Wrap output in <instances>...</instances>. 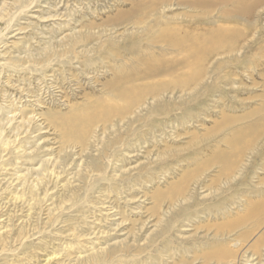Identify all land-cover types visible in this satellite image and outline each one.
Listing matches in <instances>:
<instances>
[{
  "label": "rangeland",
  "instance_id": "1",
  "mask_svg": "<svg viewBox=\"0 0 264 264\" xmlns=\"http://www.w3.org/2000/svg\"><path fill=\"white\" fill-rule=\"evenodd\" d=\"M173 1L176 3L180 2V0ZM210 1H215V3L218 2V0ZM244 1L245 3L248 1L246 4H248L249 1L251 2V0H235V2L237 3H241ZM158 2L159 0H0V7L2 8H0V16L3 17L5 15L4 18L10 19L4 22L0 19V138L8 142L10 145L14 146V148L16 149V151H14L13 153L8 154V148L4 147L3 149L5 150L2 153L4 159L8 158V156L10 159L12 156L16 155L15 153H17V158L13 157L10 161L7 162L6 165L8 166L5 167L6 170L4 169V167L0 168V184L2 186V188L0 187V193L2 192L0 194V248H2L0 249L2 250V252L0 253V264H47L48 260H50L51 258L52 261L48 264H76V259L78 257L86 255V253L89 251L90 245L93 243H95L96 246H108L114 243H120L122 241H129L130 243H133L136 235L137 244L144 246L147 242V237L151 234L150 232L152 230L156 231V235L154 236L151 245L145 249H142V251L140 252L134 251L136 252L135 255L125 257V259H123L118 264H212L213 261L207 260L206 258H204V256L209 254L211 250H216L217 246L214 244L221 242V238H212V236L217 232L215 224L226 223L227 221L235 218L237 215L244 214L249 208L247 204V206L244 207V202L246 201H251L250 205H256L259 207H261V205H257V201H262V203H264V139L261 137L256 142V144H259V147H261L262 149L261 154L250 162V171H248V175L243 177V184L238 185L237 183H235L240 179L238 178L235 182H233L235 184V187H233L231 191H225V194H227L229 198L233 196H239L238 198H233L231 200L232 205H230V207L232 208L233 212L232 216L228 217L230 218L228 220L222 218L217 219L219 221L216 222L214 219H207L199 223L195 221L192 226H179V224L181 223H178L177 225H175L174 229L168 230L163 234L158 233V230L154 226H152L156 223L155 217H149L148 212L146 211L147 207L152 206V202L145 199L146 189L142 187V177L144 172H138V167H140L141 165L149 163H151L152 165L154 164L153 168L151 169L153 171L149 170L146 174L154 173V182H156V184L159 186V190H164L165 186H168L171 182L177 180V177L182 171L179 170L175 172V176L165 175V177L161 175V171H173V169H176L177 164L180 165V169H186L187 166H190L191 162L194 163L192 160L196 155L193 154L197 147H204V150L206 152H203V154L201 155H206L212 152V148H208V146L206 147V145L204 146V144L207 141L213 142V138L210 137L223 127H219V125L225 123L227 118H238L261 108L263 99H261V102L259 100L263 94L260 96L259 93H262V91L264 92V79L263 77H261L262 74L264 76V6L261 8V10L259 8L256 10L260 11L263 16L261 19V23L256 28L252 27V29H250V27L244 26V24H242L241 22L238 24V22L222 23L221 21L218 22V24L216 23V26L211 24L208 25L204 23L206 18H203V22L201 21V24L197 27L196 30L194 28L189 29L193 33H190V31L188 33L184 31L181 32V35L195 34L196 36L203 35L205 37L206 35L211 33L210 31L213 27L217 28V26L220 25L222 27L225 26V30H227V32L229 33L236 32V30L241 31V29L243 33H246L245 38L248 39V47L246 48V50H242L244 53H241L243 54V58L241 54L239 56L241 57L239 60L241 61V59H243L244 61H241V63L238 65V68L233 67L234 65L231 64V71L234 70V73H230V75L226 74V71H224V73H221L223 72V70H218L217 68L214 77L210 80V86L223 87L222 83L226 82V79H228L226 77H229L232 74V76H234L232 81L233 83L231 82V84L233 86L235 85V88L232 85V87H230L229 85L227 88H224L228 93L225 94V97H223V101L220 100L219 97V92L221 91L213 89L211 90V92L208 91L209 93H206L203 101H201L202 99H199V102V100L197 99V103L193 102L191 104V106L194 108L193 109L191 107V109H193L195 113L200 111L199 113L201 114V111L208 109L209 113L207 114L209 115V119L207 118V120L204 119V121H201L202 125L200 123L192 124V121L188 123L173 124L174 122L172 121H174L175 119L180 122L181 119H183V116L186 117L187 114L186 111H184V115L179 116V118L167 119L166 123H168L165 125L166 128L164 127L162 129V127H160L162 125H158V123H155L153 124V126H156L155 130L153 129V131L155 132H149L148 135L144 136L143 138H139L136 141H132L131 143L126 142L124 146L125 148L121 152L122 154L116 157L115 164L116 168H118L119 170H128V172L125 171L128 174L132 171V173L135 175V177H133L135 181L133 180L132 182L131 179H126L121 181V183L117 185V187L121 189L120 192L124 191L123 193H120V199V195H118L116 192L109 191V194L107 196L108 198L106 197V200L104 199L101 202L102 206L100 205V207L103 208H100V211L99 209L95 210L93 206H89L87 210L81 209L79 211H74V208H72L73 210H67L66 208H64V206H67V203H70L64 198L65 189H63V187L64 185H67L66 180H69V184L74 183L75 185H77L78 180L77 176H74L76 175L74 173H76L77 168L85 162L86 154H88L85 149L80 148V146L77 144H70L66 148V152H69V155H67V158L62 165H56L57 169L55 168V171H57L56 173L59 174H55V176L52 175L53 179L51 177L48 179L50 183L46 187H48L49 185L51 186H49L51 197L49 198L50 201H47L48 204L47 202H45L43 206H37L36 208H33L35 209L33 211V209L30 208L32 199H29L30 202L27 200L29 203L26 201L27 204L25 202L24 205L26 204V206H24L22 205V203H19L18 201L13 199L14 195L9 193V190L11 189L19 190L22 187V182L19 186L17 185L19 181L15 180V171H17L16 175L23 173L24 175H26L29 170H33L35 167H38V165L42 163V160L45 159L50 160L52 163V168L54 167L55 160L59 159V153L61 152L62 154L63 151L61 150L64 145L61 141L62 135L60 133V130L57 129L55 124L56 121L59 120V117H61V115L68 116L71 111H75L80 114V110L78 108L75 109L76 106H80L81 109L89 107L91 103H95V105L98 104L99 106L100 104L106 102L108 98H110L108 94H106L107 92H104L102 88L103 82L107 79L111 80L114 76V71L108 70V67L105 66V61H108L110 52L121 51V54L124 55L122 57H127L126 62H131V64L127 65L134 66L139 64V66H143L142 63L138 61L132 62L129 60L130 58L128 54H126V52L128 49H130L129 45H131V43H128V41L117 42L116 40L123 36L126 31H130L129 29H131L130 27L133 21H138L139 19L144 20V16L142 14L139 15L141 8H143V13H148L149 10L146 7L149 4L151 6H154V4L157 5ZM221 4L223 3H217V5ZM18 5L21 8L18 7ZM227 7L231 8L232 6L227 5L226 8ZM3 8L6 9V11H4ZM7 8H9V10ZM19 8L21 9V11L19 10ZM172 9H174L172 11L177 13L186 11L185 8L179 6L177 7V5ZM136 14L138 15V17H135ZM146 18L147 17H145V19ZM152 18L154 19L155 17L150 15L147 19ZM250 19L253 20L254 18ZM164 21H166L164 22V25L174 23L169 21L167 22L166 19ZM177 25L178 24H176L175 26ZM216 30L218 31V28ZM243 33L240 32L241 35H244ZM75 34L80 35L77 49H73L72 47L68 48L69 44L64 42L66 44V47H60L57 49L58 56L56 55V57L53 58L55 59V61L45 63L43 60H38L36 61V64H39L38 67H34V64H31L33 58H30L28 53H40L42 52V49L46 48L47 46H52L53 42L55 41L63 42L66 39L67 41H69L70 38H73L74 36L77 37ZM90 34H93L95 36L93 41H90L87 38V36ZM108 36H112L113 39H116L115 43H112L114 40ZM250 38L253 39L252 42L254 41L253 45ZM93 42H97L96 49L92 54L90 53V56L94 59V63L92 64V66L88 65L90 67L89 70L84 71V67L85 69H87V67L83 63L85 57L82 52L77 53L76 50L79 51L83 50L85 47H90ZM242 42L243 41L241 40L239 45H241ZM248 50L250 52H248ZM144 51L149 52L145 49ZM72 52H74V54ZM155 52L158 54V50H155ZM174 56L175 55H167V57ZM244 56L246 59H244ZM119 57L120 55H118L115 61V70L118 69L119 61L117 59L121 58ZM19 59L21 60L17 61ZM65 59L68 62H63ZM235 62L237 61H234V63ZM101 63L103 65V68H101L100 71H94L93 69H96V67H100ZM204 63L207 64V62H203V65H206ZM109 64L110 66H114V63L110 62ZM225 64L229 63L227 62ZM98 72L100 73L98 74ZM177 72L178 73L175 72L177 75H173L174 77L165 76L155 80H151L150 82H156L160 80H173L179 75H188L192 71L189 68H185ZM222 74H224L223 76L225 77H223ZM248 75L252 76L248 77ZM89 78H92L93 80L91 79V81ZM223 79L225 81H223ZM252 83L253 85H251ZM144 84V81L139 82V85L141 86H143ZM243 84H245V86ZM252 92L255 94L258 93L260 97L256 98L257 96H255ZM237 94H239L240 96ZM89 97L93 99L91 103ZM123 103V101H120L119 105ZM214 105H218L216 109L213 108ZM231 105H233V107H231ZM229 108L234 111H230ZM228 110L230 114H228ZM221 111L224 114L226 112L228 116H226V114H220L222 113ZM179 112L181 111L179 110L178 113ZM210 112H212V116H210ZM214 112H218V115ZM232 112H235V114H233ZM220 115H224L225 117H220ZM215 121L218 123H216ZM219 122L221 124H219ZM14 125H16V128H14ZM215 125L218 127H215ZM212 128L214 129L212 130ZM158 132L162 133V137L160 134H158ZM263 132L264 130L262 131V133ZM23 133L24 135H22ZM194 133H196V136ZM228 133L229 131L226 132V137H229ZM186 147L187 149H185ZM221 147H224V144L221 143ZM161 153H164V155L159 157ZM156 159L157 163L155 161ZM187 161H189L190 163ZM79 163L81 164L79 165ZM194 164H191V167ZM167 165L169 168L167 167ZM51 166H49V170L51 169ZM58 168L62 171H60ZM12 171L14 172L12 173ZM233 173L234 172L230 173V177L232 176L231 178L235 180L236 176H233L235 175V173ZM48 174H51V171ZM58 175L60 178L58 177L57 179L56 177ZM36 178L37 177L34 174H30L29 176L30 180H35ZM215 178L216 177L213 176L209 179V182L211 181V179ZM231 178H229V180ZM111 181L112 182L110 183L114 184V181ZM240 183H242L241 179ZM15 184L17 187L15 186ZM145 184L146 185L143 186H148L147 183ZM6 186L9 188H4ZM239 191H242L241 195L237 194L235 196L234 194ZM201 193L204 192L202 191ZM42 194V197L45 196L44 192ZM124 198L129 200H124ZM126 201L129 203H127ZM212 201L218 200L214 198ZM227 202H230V200L228 199ZM237 202H242L243 206L239 207L240 204L238 205ZM141 203L145 204V209L144 207H140ZM208 203H210V201H202L199 203V207L203 208ZM47 207L48 209H55L53 212L55 213L54 215H56V217H53L52 220L48 219L49 216H51L49 215L51 213L46 210ZM117 209H119V211ZM62 210H67L66 212L70 213H63L61 212ZM123 210L124 214L127 215V218L124 217L125 215L122 212ZM210 210L214 209L208 208V211ZM28 211H31L32 214ZM46 211L49 214L46 213ZM116 211L117 213H122L123 216L121 214H117ZM82 212H85L84 217L81 215ZM190 212L191 215L195 214L202 219L204 218V214L196 213V210ZM199 212L204 213L201 210H199ZM237 212L239 214L235 215ZM58 214H62L61 217L57 218ZM115 214L117 216H115ZM104 215L106 217L103 219L102 216L104 217ZM120 216L127 219V222L124 221L125 219L122 220ZM34 218H39V222ZM69 218L77 220L72 223V225H74L77 230L82 226L85 227V229L81 233L83 237L80 238L81 240L86 241L85 244L79 245L76 239L73 240L74 236L71 233L73 228L67 226L65 222V220ZM134 219L137 220V224L135 223ZM138 219H141L140 221L142 223L138 221ZM100 220L101 222H99ZM121 222H124L123 225L121 224ZM34 223L36 224L34 225ZM114 223L117 224L116 226H119L115 228L114 226H112L114 225ZM92 224L94 225L90 226ZM7 225L11 227L8 228ZM98 226L101 227L99 228ZM33 227H35V229H33ZM5 229L6 231L9 229L10 232L7 231L9 232L7 233ZM110 229L111 231H109ZM263 232L264 224L254 232L253 236H251L245 244L251 245L255 238H257L259 233L263 234ZM2 234H5L4 238L1 237ZM44 237H46L45 240L47 241V244H41V239ZM201 238H205V240H202ZM23 241L24 246L22 244ZM252 249L253 251H251L250 253L255 254V257H257L256 260H260L262 256L261 249L263 248H260L259 246Z\"/></svg>",
  "mask_w": 264,
  "mask_h": 264
},
{
  "label": "bare ground",
  "instance_id": "2",
  "mask_svg": "<svg viewBox=\"0 0 264 264\" xmlns=\"http://www.w3.org/2000/svg\"><path fill=\"white\" fill-rule=\"evenodd\" d=\"M218 2H221L223 4L217 5ZM218 2L215 3V1L212 2L210 0H180V2L176 3L173 0H159L157 5L154 4V6H151L149 4L147 7L145 6L149 10L148 13H143V8L140 9L139 15L142 14L144 16L143 18L144 20L139 19L138 21H133L130 27L131 29H129L131 33L130 31H126L123 34V36H121L117 40L113 39L112 36L111 37L108 36L114 40V41L112 40L113 41L112 43H115V40L117 42L128 41V43H131V45H129L130 49H128L126 52V54H128L130 58L129 60L132 62L138 61L142 63L143 66L141 67L139 66V64L134 66L127 65V64H131V62L128 61L126 62L127 57L126 58L122 57L124 55L121 54L122 53L121 51L110 52L108 61H105V66L108 67V70L114 71V76L111 80L107 79L106 81H104L102 87L104 92H107L106 94H108L110 98H108L106 102L98 106V104L95 105V103H91L93 99L89 97L90 99L89 98L88 99L90 100L91 103L89 107H86L84 109H81L80 106H76V108L74 107L75 109L78 108L80 110V114H78L75 111H71L68 116L61 115V117H59V120H57L55 124L57 129L60 130V133L62 135L61 141L64 144L61 150L63 151L62 154L61 152L59 153V159L55 160L54 163L55 165L53 168L51 166L52 165L51 161L45 159L42 160V163L38 165V167H35L33 170L32 169L29 170L28 173L26 172L27 173L26 175H24V173L16 175L17 171L15 172L12 171V173L14 172L16 176L15 180L19 181L17 185L19 186L22 182L21 189L9 190V193L14 195L13 199L18 201L19 203H22V205H24V203L27 200L29 201V199H32V202L30 204L31 209L36 208L37 206L41 207L44 205L45 202L50 201L49 198L51 197V193H50L51 191L49 190L51 186L49 185L50 187L49 186L46 187L50 183L48 179L50 177L52 178V175L55 176V174H59L56 173L57 171H55L57 169L56 165H62L65 162L67 155H69V152H66V148L70 144H77L80 146V148L85 149L88 152V154H86L85 162L83 161L84 163L80 167H78L76 173H74L76 174L74 176H77V180H78L77 185H75L74 183H73L74 185L69 184L68 183L69 180H66L67 185H64L63 183L65 187V188L63 187V189H65L64 198L66 201L70 202L67 203V206H64V208H66L67 210H73L72 208H74V211H79L81 209L87 210L89 206H93L95 210L99 209L100 211L101 202L108 196L109 191L110 192L114 191L118 195H120V193L124 192V191L120 192L121 189L117 187V185L120 184L121 181L126 179H131L132 182L133 180L135 181V179L133 178L135 177V175L132 173V171L128 174L125 172V171L128 172V170L126 169L125 171L119 170L118 168H116V164H115L116 157L122 154L121 152L124 150L125 148L124 146L126 142L131 143L132 141H136L137 139L143 138L144 136L148 135L149 132L150 133L155 132L153 131V129L155 130L156 127L153 126V124L155 123H158V125H162L160 127H162L163 129L165 125L168 123V122L166 123L167 119L179 118V116L184 115L183 114L184 111H186L187 114L186 117L183 116V119H181L180 122L177 119H175L174 121H172L174 122L173 124L188 123L190 121H192V124L195 123L201 124L202 123L201 121H204V119L205 120H207V118L209 119V115L207 114L209 113L208 109H205L204 107L205 110L201 111V114L199 113L200 111L195 113L193 110L194 108L191 106V104L193 102L197 103L199 99L200 100L202 99L201 101H203V98L206 96V93L208 91L211 92V90L213 89L217 91H221L219 92L220 93L219 97L220 100L223 101L224 99L223 97H225V94L228 93L227 90L224 88H227L229 85L230 87L233 86L231 82L233 81L234 75L232 76V74L234 73L233 72L234 70L231 71V64L234 65L233 67L238 68L239 67L238 65L241 63V61H244L243 59H241L240 61L239 59L241 57L239 56L241 53H243L242 50L243 49L246 50V48L248 47L247 46L248 39L245 38L246 33H243L242 29L241 31L238 30L239 32L235 29L236 32L229 33L227 32V30H225L226 29L225 26L222 27L220 25L217 26L218 31L216 30L217 28L214 27L212 28V30L210 29L211 31L208 30L211 33L206 35L205 37L203 35L196 36L195 34L181 35V32L184 31L188 33L190 31V33H193L189 29L194 28L196 30L197 27L201 24V21L203 22L202 20L203 18H206L204 23L208 25L210 24L215 25L216 23L218 24V22L221 21L222 23L238 22V24L241 22L242 24H244V26L250 27V29H252V27L256 28L261 23V19L263 17L261 12L256 10L258 8L261 10V8L264 6V0H251V2L249 1L248 4H246L248 1L246 3L245 1L241 3L240 2L237 3L235 2V0H218ZM176 5L177 7L179 6L185 8L186 11L183 12L180 11L181 13L172 11L174 10L172 8ZM227 5H230L232 7L226 8ZM18 7L20 6L18 5ZM4 8L3 10L6 11V9ZM20 8L19 10L21 11ZM7 9L9 10V8ZM136 15L135 17H138V15L137 16ZM150 15L154 16L155 18L147 19L149 18ZM4 16L3 17L0 16V19L3 22L9 19V18L8 19L4 18ZM145 17L147 18L145 19ZM250 18H254V19L252 20ZM163 19L164 20L166 19L167 22L169 21L174 23L164 25V22L166 21H164ZM176 24L178 25L175 26ZM240 32L243 33L244 35H241ZM77 34L75 35L78 37V39L77 37L74 36L73 38H70L69 41H67V39L63 42L55 41L53 42V45L50 44L52 46H47L46 48L42 49V52L40 53L37 54L28 53L29 57L33 58L31 64H34V67H38L39 64L38 63L36 64V61L38 60H43L45 63L55 61V59L53 58L56 57V55L58 54L57 49L60 47L65 48L66 47L65 43L69 44V45L67 44L68 48L72 47L73 49L75 48L77 49V44L79 43V39H80V35ZM94 37L95 36L93 34L87 36V38L90 41H93ZM253 39H251V42ZM241 40L243 42L241 45H239ZM96 45L97 42L96 43L93 42L90 47H85L83 50H79V51L76 50L77 53L82 52L85 57L83 63L85 64L87 69H85L83 65L84 71L89 70L90 69L89 66H92V64L94 63L93 62L94 59L90 55L96 49L97 47ZM143 48L149 52H145ZM155 50H158V54L156 53L157 51L155 52ZM249 50L248 52H250ZM72 53L74 54V52ZM243 54H241L242 58H243ZM118 55H120L121 58L119 57L120 59H117L119 61L118 69L115 70V61ZM167 55L170 56L175 55V56L167 57ZM244 59H246L245 56ZM20 60L21 59L17 61ZM65 61L67 60L65 59L63 62ZM234 61L237 62L234 63ZM25 62H29V61H25ZM110 62L114 63V66H110L109 64ZM203 62H207V64L204 63L206 65H203ZM227 62L229 64H225ZM101 68H103L102 63L100 67H96V69L93 70L100 71ZM185 68H189L192 72L188 75L185 74L179 75L173 80H167V81L160 80L156 82H150L151 80H155L165 76L174 77L173 75L178 73L177 71ZM217 68L218 70L219 69L223 70V72L221 73H224V71H226L227 72L226 74L229 75L230 73H232L231 76L228 75L229 77H226L228 79L225 78L226 82L222 83L223 87L210 86L211 85L210 80L214 77ZM99 73L100 72H98V74ZM223 75L224 74H222V76ZM250 76L248 75V77ZM261 77H263L264 79L263 74ZM140 81H144L145 84L143 86L139 85ZM223 81L225 80L223 79ZM253 83L251 85H253ZM243 85L245 86V84ZM253 94L257 96L256 98H259L263 94L259 100L261 102L262 101L261 99H263L261 103V108L238 118L235 117L231 119L227 118L225 123L219 125V127L220 126L223 127L210 137L213 138L212 140L213 142L207 141L208 143L206 142L204 144V146L206 145V147L208 146V148H212L211 153L206 155H201L203 154V152H206L204 150V147L201 146L199 148L197 147L196 149L194 148L195 151L193 155L196 156L192 160L195 164L191 162V164H194L192 167L190 164V166L185 165L187 166L186 169H180L181 168L180 165L177 164L176 169H173L174 172L170 170L161 171L162 174L161 173L160 174L164 177L165 175L175 176L176 175L175 172L179 170L182 171L177 177V180L171 182L170 185L165 186L164 190H159L158 188L159 186L156 184V182H154V178H155L154 173L146 174L149 170L153 168L154 164L153 165L151 163L143 164L140 167H138V172H144L142 177L143 179L142 187L146 189L145 199L147 201L152 202V206L147 207L146 211L148 212L149 217L151 216L155 217L156 223L153 224L152 226H154L158 230V233L163 234L168 230L174 229L175 225H177L178 223H181L179 224V226H183V225L192 226L195 223V221L199 223L207 219L210 220L214 219L216 222H218L219 220L217 219H222V218L226 220L230 219L228 217L232 216V212H233L232 208L230 207V205H232L231 200L233 198L234 199L238 198L239 196L238 197L233 196L229 198L228 195L225 194V191L228 190L231 191V189L235 187V184L233 182H235L238 178L242 180V183H240V179L238 180V182L235 183H237L238 185L243 184V179H244L243 177L248 175V171H250L249 170L250 162L254 160L258 155H260L262 150L261 147H259V144H256V142L260 137L264 139V132L262 133V131L264 130V92L262 91V93H259L260 96L258 95V93L257 94L253 93ZM119 100L123 101L124 103L119 105L120 102ZM217 106L218 105H214L213 108L216 109ZM191 107L193 109H191ZM231 107H233V105H231ZM179 110L181 112L178 113ZM229 110L234 111L231 108H229ZM229 110H228V114H230ZM211 113L212 112H210V114ZM214 113L218 115V112H214ZM220 114H224V113L222 112ZM225 114L226 116H228L226 112ZM233 114H235V112ZM224 115H220V117L222 116L224 118L225 117ZM210 116H212V114ZM219 124L221 123L219 122ZM215 127L218 126L215 125ZM14 128H16V125H14ZM213 129L214 128H212V130ZM227 131H229L228 133L229 137H226L225 135ZM158 134L161 135L162 133L158 132ZM194 134L196 136V133ZM22 135H24V133ZM221 143L224 144V147H221ZM4 147L8 148V152H9L8 154L13 153L14 151H16V149L14 148V146L10 145L8 142L0 138V159H1L0 165L2 166V167L0 166V168L4 167L5 169V167L8 166L6 165L7 162L10 161L11 158L13 157L17 158V153H15L16 155L12 156L10 159L9 156L8 158L4 159L2 155V153L5 150L3 149ZM185 149H187V147ZM162 155H164V153L163 154L161 153L159 157H161ZM157 159L155 160L156 163H157ZM80 164L81 163H79V165ZM49 166H51L50 170H49ZM50 171L51 174H48ZM232 172L235 173V175H233L236 176L235 180L231 178L232 176L230 177V173ZM30 174L36 175L37 178L35 180H30L29 179ZM210 176L212 177L214 176L216 178L211 179V181L209 182V179L212 178ZM58 177L59 175L56 178L58 179ZM229 178L231 179L229 180ZM111 180L114 181V184L110 183L112 182ZM145 183H147L148 186H143L146 185ZM0 187L2 188L1 184ZM4 188H9V187L6 186ZM202 191L206 194L201 193ZM43 192L45 196L42 197L41 194ZM241 192L242 191L236 192L234 195L235 196L237 194L241 195ZM120 197L121 195L119 196V199ZM214 198H216V200L218 201H212ZM228 199L230 200V202H227ZM124 200L127 199L124 198ZM205 200H207V202L210 201V203L206 204L205 207L200 208L199 203L202 201L204 202ZM26 204L24 206H26ZM246 204L249 206L250 209L248 208L244 214L237 215L239 214L237 212L235 214L237 216L231 219L230 221H227L226 223L215 224L217 228V232L212 236V238H221V242L214 244L217 246L216 250H211L209 254L204 256V258H206L207 260H212L213 261L212 264H264V232L263 234L259 233V235L257 236V238H255V240L251 245L245 244L248 241V239L251 236H253L254 232L257 231L261 227V225L264 224V203H262V201L259 202L257 201V205L260 204L261 207L256 205H250L251 201L244 202V207L247 206ZM238 205L239 207L243 206L242 202L238 203ZM140 207L141 208L144 207L145 209V204L141 203ZM208 208L214 210L208 211ZM111 209H107V210H111ZM34 210L35 209H33V211ZM46 210L49 213H51L49 214L46 211V213L51 215L49 216L47 214L49 216L48 218L49 220L50 219L52 220L53 217H56V215H54L55 213L53 212L55 209L52 210L51 208L48 209L47 207ZM117 210L119 211V209ZM194 210H196V213L204 214V218L202 219L201 217L196 216L195 214L191 215L190 211L193 212ZM199 210L203 211L204 213L199 212ZM66 211L62 210L61 212L66 214L70 213ZM122 212L124 214V210ZM29 213H31V211ZM117 214L122 215V213L119 212ZM61 215L62 214H58L57 218L61 217ZM81 215L84 217L85 212H82ZM105 215L104 217L102 216L103 219L106 217ZM124 215H125L124 217L127 218L126 217L127 215L126 214ZM115 216L117 215L115 214ZM120 218L122 217L120 216ZM125 218H122V220H124ZM35 220H38L39 222V218L38 219L36 218ZM126 220L127 219H125L124 221ZM140 220L141 219H138V221ZM75 221L77 220L73 218H69L65 220L66 225L73 228L71 232L74 236L73 240L76 239L79 245L85 244L86 241L80 239L83 237L81 233L85 229V227L82 226L77 230L75 226L72 225V223ZM99 222H101V220ZM136 222L137 220H135V223ZM123 223L121 222L122 225ZM35 224L36 223H34V225ZM9 225H7L8 228L11 227ZM93 225L94 224L90 226ZM116 225L117 224L114 223V225L112 226H114L115 228L119 226ZM33 229H35V227H33ZM7 231L10 232L9 229ZM109 231H111V229ZM150 233L151 234L148 235L147 242L144 246L137 244L136 235L133 243H130L129 241L128 242L122 241L120 243H116V244L114 243L108 246H96L95 243L92 242L93 244L90 245L89 251L86 253V255L82 257H78L76 259V264H118L123 259H125V257L133 256L136 254V252H140L142 251V249L149 247L153 242L154 236L156 235V231L152 230ZM5 234H2L1 237L4 238ZM45 238L46 237L41 239V244L44 243L47 244ZM201 239L205 240V238H201ZM22 244L24 246V241L22 242ZM259 246L260 248H263L261 249L262 256L260 260H256L257 257H255V254L250 252L253 251L252 248ZM1 252L2 250H0V253ZM51 261L52 258L48 260L47 264L50 263Z\"/></svg>",
  "mask_w": 264,
  "mask_h": 264
}]
</instances>
